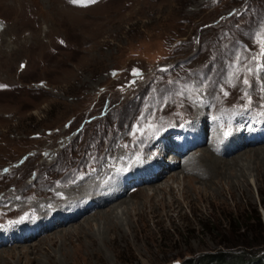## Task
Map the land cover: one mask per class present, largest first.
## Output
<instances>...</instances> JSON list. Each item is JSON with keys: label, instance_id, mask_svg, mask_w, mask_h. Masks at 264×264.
Masks as SVG:
<instances>
[{"label": "rangeland", "instance_id": "1", "mask_svg": "<svg viewBox=\"0 0 264 264\" xmlns=\"http://www.w3.org/2000/svg\"><path fill=\"white\" fill-rule=\"evenodd\" d=\"M28 1L12 13L0 0V224L93 195L161 129L210 113L229 132L233 113L264 110V0ZM222 149L204 143L120 191L118 227L92 209L0 247V264H200L239 250L226 242L256 236L253 208L264 225V141ZM151 183L175 197L147 200Z\"/></svg>", "mask_w": 264, "mask_h": 264}, {"label": "bare ground", "instance_id": "2", "mask_svg": "<svg viewBox=\"0 0 264 264\" xmlns=\"http://www.w3.org/2000/svg\"><path fill=\"white\" fill-rule=\"evenodd\" d=\"M7 1V2H6ZM5 2H6V5L8 4V3H11V4H8L9 5V7H12V9H11V11H12V13H13V9L16 7V6H18V5H23V3H25L26 2V4H29L30 3V1H28V0H11L10 2H9V0H5ZM69 3V5H72L73 3H71V2H68ZM75 7V6H74ZM31 10H28L27 12H30ZM59 12V11H58ZM54 14V13H53ZM0 26H3L2 28H0L2 31H5V29H6V27L5 26H7V24H5V22H3V21H6V18H3V19H1L0 18ZM1 31V32H2ZM12 33V32H11ZM35 34V32L33 33V35ZM264 75V74H263ZM243 147V146H242ZM242 147H237V148H242ZM206 151V150H205ZM211 155V154H210ZM205 156V155H204ZM171 157H173V156H171ZM240 157V156H239ZM201 159H203V158H201ZM235 159V158H234ZM175 160V159H174ZM208 160V159H207ZM220 160V159H219ZM231 160V159H230ZM204 161V160H203ZM211 162H212V160H211ZM201 163V162H200ZM209 163V162H208ZM226 163V162H225ZM213 164V163H212ZM208 165V164H207ZM214 165V164H213ZM209 166V165H208ZM185 165H184V163H183V165L182 164H180V168H181V170H184L185 168ZM189 167V166H188ZM202 167V166H201ZM229 167V166H228ZM197 168V167H196ZM208 168V167H207ZM216 169V168H215ZM235 170V169H234ZM238 170V169H237ZM181 172V171H180ZM172 172H168V176H166V178H173V179H176V181H177V179H178V176L176 175V173L175 174H171ZM218 173V172H217ZM224 172H222V174H223ZM225 174V173H224ZM242 178L243 177H245L244 176V174H242V175H240ZM244 180H245V178H243ZM179 181V180H178ZM177 181V182H178ZM184 181V180H183ZM200 181V180H199ZM159 184V183H158ZM180 185H181V183H179ZM148 187H152V189H153V192L151 193V194H148V193H146L145 194V196H146V198H147V200H152V198H153V196H155V195H160V196H162L163 194H165V192H164V190H166L167 191V194L169 195V196H171V198H174L175 197V193H176V191L173 189V187L171 186V185H169V184H167L166 186H164L163 185V187H161V186H159V185H157V183H151L150 184V186H148ZM91 188V187H90ZM96 190V189H95ZM101 190H103L104 192H103V196H104V198H100V196L99 195H91V194H86L85 196L84 195H81V196H78V197H75V199H74V202H75V205L74 206H71V208L69 209V211H71V212H74V214H75V217H80L83 213H86L87 211H82V209H81V200H83V199H85L84 200V202L85 201H87V199H89V200H95V205L93 206V208L92 209H95L94 211L96 212V214H101V213H103V214H105V215H112L113 214V216H110L111 217V219H110V221H112V219L114 218L115 220H116V217H117V213L118 212H122V210H123V208L121 207V205L123 204V203H125L126 201L124 200V198L123 199H118V197H120V195L119 196H115V194H114V192H106V190L104 189V188H101ZM141 190L142 191H144V192H146V190H147V188H141ZM178 190H180V187H178ZM81 194V193H80ZM90 196V197H86V196ZM124 195V194H123ZM122 194H121V196H123ZM79 197H81V198H79ZM164 198V197H163ZM161 199H162V197H161ZM78 200V201H77ZM174 200V199H173ZM109 202H111V203H109ZM123 202V203H122ZM122 203V204H121ZM107 204V206H106V208L105 209H103V210H98V209H96L97 207H100V206H104V205H106ZM94 213V212H93ZM41 214V213H40ZM47 215H49V214H47ZM104 215V216H105ZM108 218V217H107ZM74 219V218H73ZM62 223V222H61ZM110 227H112V228H115V227H118V224H117V221H112V222H110V224L108 225V229H110ZM52 228H54V226H52ZM51 228V229H52ZM48 230V229H47ZM47 230H45V231H47ZM122 235V234H121Z\"/></svg>", "mask_w": 264, "mask_h": 264}, {"label": "trees", "instance_id": "3", "mask_svg": "<svg viewBox=\"0 0 264 264\" xmlns=\"http://www.w3.org/2000/svg\"><path fill=\"white\" fill-rule=\"evenodd\" d=\"M262 211L264 214V204H262ZM251 218L255 223V228L251 226L246 230L251 231V233L257 230L256 236H252L251 233V236H243L239 244L232 241L226 242L227 247L241 245V248L202 255L200 264H264V225L255 208L252 209Z\"/></svg>", "mask_w": 264, "mask_h": 264}, {"label": "water", "instance_id": "4", "mask_svg": "<svg viewBox=\"0 0 264 264\" xmlns=\"http://www.w3.org/2000/svg\"><path fill=\"white\" fill-rule=\"evenodd\" d=\"M170 264H177V262H173V263H170Z\"/></svg>", "mask_w": 264, "mask_h": 264}, {"label": "snow or ice", "instance_id": "5", "mask_svg": "<svg viewBox=\"0 0 264 264\" xmlns=\"http://www.w3.org/2000/svg\"><path fill=\"white\" fill-rule=\"evenodd\" d=\"M73 2H75V0H73Z\"/></svg>", "mask_w": 264, "mask_h": 264}]
</instances>
